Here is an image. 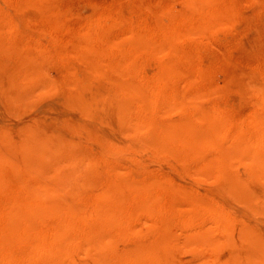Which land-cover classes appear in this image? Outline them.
Wrapping results in <instances>:
<instances>
[{"label":"rangeland","instance_id":"1","mask_svg":"<svg viewBox=\"0 0 264 264\" xmlns=\"http://www.w3.org/2000/svg\"><path fill=\"white\" fill-rule=\"evenodd\" d=\"M0 264H264V0H0Z\"/></svg>","mask_w":264,"mask_h":264}]
</instances>
